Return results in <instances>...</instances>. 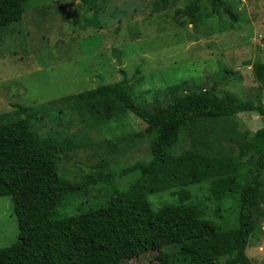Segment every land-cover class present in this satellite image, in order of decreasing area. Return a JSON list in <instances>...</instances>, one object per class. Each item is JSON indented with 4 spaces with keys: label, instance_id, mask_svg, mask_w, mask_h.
Returning a JSON list of instances; mask_svg holds the SVG:
<instances>
[{
    "label": "rangeland",
    "instance_id": "obj_1",
    "mask_svg": "<svg viewBox=\"0 0 264 264\" xmlns=\"http://www.w3.org/2000/svg\"><path fill=\"white\" fill-rule=\"evenodd\" d=\"M84 1L29 0L21 20L0 29V114L14 106L31 108L38 112L31 121L37 134L68 140L74 147L63 151L64 160L58 164L63 177L77 178L99 161L116 170L148 159L146 141L139 142L145 125L136 117L118 113L106 121L77 112L72 102L64 101L97 86L125 79L136 101L150 108L171 100L170 86L181 85L177 95L182 96L217 83L220 93L264 109V89H259L251 72L253 64H264V0H225L235 22L222 14L210 15L207 0H200L195 17L175 12L193 0H167L160 10L154 7L156 0ZM114 51L120 54L119 66L112 58ZM261 126L259 116L239 113L235 124L217 125L206 141L200 138L209 131L192 138L184 133L171 154L197 149L214 156L233 155L239 136ZM105 140L114 143L116 153H108ZM129 180L128 176L118 183L124 186ZM208 187L206 182L188 190L203 208V218L223 230L212 243L216 251H223L226 234L237 229L236 208L230 200L217 201ZM108 194L103 185L87 188L58 213L71 215L76 205ZM148 199L153 211L172 200L168 194ZM256 201L259 210L243 251L245 264H264V173ZM16 234L11 202L0 197V248L11 245ZM155 255L124 264H157Z\"/></svg>",
    "mask_w": 264,
    "mask_h": 264
},
{
    "label": "trees",
    "instance_id": "obj_2",
    "mask_svg": "<svg viewBox=\"0 0 264 264\" xmlns=\"http://www.w3.org/2000/svg\"><path fill=\"white\" fill-rule=\"evenodd\" d=\"M28 1L0 0V29L19 22ZM207 1L210 15L236 21L225 0ZM199 2L175 12L195 17ZM166 5L167 0L154 3L157 10ZM251 72L264 89V64H253ZM217 85L182 96L177 95L181 85L170 86L171 100L163 107L137 102L125 79L68 97L64 101L72 102L77 112L98 119L129 113L140 120L145 128L139 142L146 141L148 158L116 170L99 161L73 179L63 177L58 164L63 151L74 146L37 134L31 121L38 112L14 106L0 114V197L9 198L17 229L15 241L0 248V264H124L153 252L157 264H245L243 251L259 210L256 199L264 173V109L220 93ZM246 112L259 116L262 126L239 136L235 154L214 156L197 149L171 154L184 133L192 138L209 131L200 138L206 141L217 125L235 124L236 115ZM103 144L109 154L117 152L113 142ZM128 176L129 182L120 186ZM206 182L212 197L230 200L236 208L237 229L226 234L223 251L212 246L223 230L203 218V208L188 190ZM95 185L107 188L108 196L76 205L71 215L58 213ZM159 194L172 200L153 211L148 198Z\"/></svg>",
    "mask_w": 264,
    "mask_h": 264
},
{
    "label": "water",
    "instance_id": "obj_3",
    "mask_svg": "<svg viewBox=\"0 0 264 264\" xmlns=\"http://www.w3.org/2000/svg\"><path fill=\"white\" fill-rule=\"evenodd\" d=\"M112 58L115 61V63L117 64V66L120 65V54L118 52H113L112 53Z\"/></svg>",
    "mask_w": 264,
    "mask_h": 264
}]
</instances>
